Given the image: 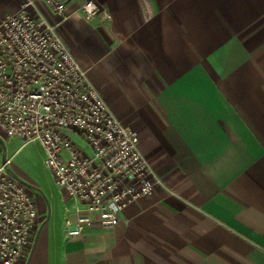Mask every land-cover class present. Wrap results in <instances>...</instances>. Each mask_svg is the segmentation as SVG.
<instances>
[{
  "label": "crops",
  "instance_id": "1",
  "mask_svg": "<svg viewBox=\"0 0 264 264\" xmlns=\"http://www.w3.org/2000/svg\"><path fill=\"white\" fill-rule=\"evenodd\" d=\"M20 1L0 0V17ZM82 1L66 0L63 19L43 0L30 12L58 23L137 132L152 185L112 228L92 220L67 236L74 200L35 184L23 264H264V0H95L110 17L91 20Z\"/></svg>",
  "mask_w": 264,
  "mask_h": 264
},
{
  "label": "built area",
  "instance_id": "2",
  "mask_svg": "<svg viewBox=\"0 0 264 264\" xmlns=\"http://www.w3.org/2000/svg\"><path fill=\"white\" fill-rule=\"evenodd\" d=\"M63 19L66 0H43ZM34 0L0 17V135L37 140L55 184L74 200L67 236L97 220L112 228L118 214L152 183L138 134L110 111L98 89L57 34V22L33 17ZM80 11L91 20L109 13L95 0ZM38 211L27 183L0 157V264H23Z\"/></svg>",
  "mask_w": 264,
  "mask_h": 264
},
{
  "label": "rangeland",
  "instance_id": "3",
  "mask_svg": "<svg viewBox=\"0 0 264 264\" xmlns=\"http://www.w3.org/2000/svg\"><path fill=\"white\" fill-rule=\"evenodd\" d=\"M0 136L2 139V142L0 140V157L11 155L8 169L13 175L24 180L33 194L40 193L35 184L42 186L53 184L54 179L43 162L44 151L39 141L25 142L24 145L16 149L19 145L18 138Z\"/></svg>",
  "mask_w": 264,
  "mask_h": 264
},
{
  "label": "water",
  "instance_id": "4",
  "mask_svg": "<svg viewBox=\"0 0 264 264\" xmlns=\"http://www.w3.org/2000/svg\"><path fill=\"white\" fill-rule=\"evenodd\" d=\"M21 180V179H20ZM22 181V180H21Z\"/></svg>",
  "mask_w": 264,
  "mask_h": 264
}]
</instances>
